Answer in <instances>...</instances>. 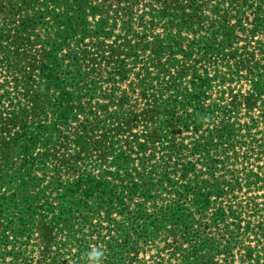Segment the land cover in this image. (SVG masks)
Listing matches in <instances>:
<instances>
[{
    "label": "trees",
    "instance_id": "trees-1",
    "mask_svg": "<svg viewBox=\"0 0 264 264\" xmlns=\"http://www.w3.org/2000/svg\"><path fill=\"white\" fill-rule=\"evenodd\" d=\"M155 1L162 4L160 9L147 3L144 7L150 9L136 15L141 0H0V43L43 44L37 75L40 88L50 94L49 98L34 95L38 102L33 114L24 107L12 113L20 118L19 129L14 149L5 143L8 160L0 163V185L14 176L7 173L17 157L19 189L29 192L20 198L17 193L0 196V264H167L170 259L164 253L174 255L179 249L197 258L203 252L196 264H233L235 249L245 241L248 245L238 257L239 264H264V199L257 202L249 194L264 190V111L258 116L248 113V120L242 121V110L227 112L217 102L207 103L213 82L242 77V70L254 80L251 95L263 98L264 58H247L248 45L238 47L227 62L215 61L212 70H195L194 93L173 82L168 98L153 97L149 111L161 119L145 134L134 133L129 150L110 146L100 162L69 182L46 173L52 151L65 136L62 127L71 125L74 113L84 110L98 88L95 81H83L81 73L63 69L62 60L73 52H60L71 47L79 34L77 41L90 38L93 44L104 45L101 39L114 36L116 29L125 32L118 35L124 43L106 44L119 55L117 66L108 72L109 80L121 82L132 70L121 56H138L136 48L141 43H134L137 39L151 43L148 32L154 30L158 16L168 22V37L153 48L155 55L168 49L169 53L184 51L183 33L196 19L203 20V26L213 23L211 36L194 37L188 44L205 57L218 50L217 34L235 42L239 30L255 36L264 25L262 0ZM246 8H253L252 19L245 15ZM235 10L241 14L231 17ZM89 15L99 16L93 28L88 27ZM136 17L142 37L133 25ZM231 18H236L232 25ZM43 28L47 32L42 33ZM237 56L242 59L234 60ZM143 69L145 77L153 79L149 69ZM141 86L140 94L149 96L150 88ZM129 92L124 90L120 97L111 93L107 98L128 104ZM4 97L14 101L9 91L0 95ZM100 124L91 123L89 133H98ZM39 170L44 179L50 178L35 193L44 181L36 175ZM37 217H50L49 227L60 231L61 237L44 250L31 243ZM93 250L99 255L92 256ZM149 250L155 254L147 259L142 253Z\"/></svg>",
    "mask_w": 264,
    "mask_h": 264
},
{
    "label": "rangeland",
    "instance_id": "rangeland-1",
    "mask_svg": "<svg viewBox=\"0 0 264 264\" xmlns=\"http://www.w3.org/2000/svg\"><path fill=\"white\" fill-rule=\"evenodd\" d=\"M214 2L209 0V3ZM147 3H152L154 7L159 9L162 6L155 0H141V3L135 8L136 15L141 14L143 9H150V7H144V4ZM259 3L264 10V0ZM61 11H64V9L62 8ZM252 11L253 8H246L245 10V15L249 16L250 19L254 15ZM207 13H210V11L207 10ZM236 14L240 15L241 13L238 14L236 10L230 13L231 17ZM220 15H223V11L220 12ZM137 18L134 19L133 25L135 29L141 31L142 37L143 30L142 27L138 26L139 19ZM88 19L91 22L88 27L93 28V22L98 20L99 16L89 15ZM155 22L157 24L154 30L148 32L151 33L149 37L151 43L141 42L142 39H137L134 43H141L136 48L138 56H121V58H126L129 67L132 69L129 76L121 82L109 80V77L112 76L109 71L113 69L112 67L117 66L119 55H115L106 44L120 45L124 43L123 38H118L120 33L125 35L124 31L116 29L114 36L105 40L101 39L105 43L104 45L93 44L90 38L77 41L78 37H81V34H79L77 38L72 40L71 47L65 46L61 50L60 53L63 55L73 52L70 57L66 56L62 60L63 69L71 74L75 73L74 71L81 73V77L84 78L83 81L89 79L95 81L98 88L94 90V99L89 100V104L85 103L84 110L79 111L77 114L74 113L77 116L76 119H72L71 125L62 127L65 136L59 139L57 147L52 151L47 162L48 170H46V173L51 176L56 175L61 181L69 182L78 178L82 171L91 167V164L100 162L102 153L110 150V146L120 147V150H129L132 146L134 133L145 134L150 127L155 126L161 119L160 117H153L151 111H149L150 104L152 105L155 99L153 97L168 98L171 92L169 87L173 82L177 83L178 88L181 90L188 89L191 93H194L197 88L193 87L191 82L195 70L199 69L200 72H204L205 70H212L215 61L227 62L238 47L248 45L246 48L247 58H253L255 61H261L264 58V25L258 28L255 36L250 35L247 31L239 30L237 32L239 38L235 42L227 41L223 34H217V39L214 42L218 50L205 57L197 50L191 51L188 44L194 37L211 36L212 26L210 24H213L212 22L203 26V20L196 19L191 24V28L183 33L186 36L183 44L185 50L169 53L170 49H168L163 55H155L152 50L154 47L161 45V39L168 37L165 27L168 22L165 19L160 21V16L157 17ZM235 22L236 18H231L229 24L232 25ZM217 23L222 24L224 22L217 21ZM219 24L215 27L216 30L219 29ZM221 30L222 28L219 32ZM41 32L47 31L43 28ZM32 39H36V36L33 35ZM42 45L39 42L34 43L26 40L0 43V95L4 96L9 91L14 98V101L5 97L0 98L2 99L0 100V163H5L8 160L6 154L3 153L6 144L9 145L11 150L14 149L13 138L19 129L18 121L20 118H14L13 111L18 107H24L28 110V113L33 114L37 111L38 102L33 100L34 95L40 93V97L43 94L44 97H50V94L46 95L45 91L40 88V77L37 75L39 73L38 60L41 59L42 49H45ZM166 52L168 53L166 54ZM238 59L242 58L237 56L234 60ZM143 68L149 69L153 79L145 77ZM240 73L244 76L234 77L233 80H230L228 75L227 82L221 83L217 80L213 82V87L209 91L211 98L207 100V103L217 102L227 112L242 110L240 117L242 121H247L249 117L246 115H249L248 113L258 116L264 111V107H262L264 96L262 99H257V96L253 97L251 95L254 92L253 78L245 70ZM140 85L150 88L148 89L149 96L144 97L140 94L143 91V88L138 87ZM133 87H136L135 92H133L134 90L131 91ZM124 90L130 91L129 94L132 95L128 104L113 103L107 98V95L111 93H115L120 97ZM222 91H225V93ZM248 96H250V99L245 98ZM183 100L185 99L183 98ZM90 105H92V108ZM253 106H255L254 109H251L250 107ZM96 121L102 123L100 124L101 130L98 133L90 134L88 127ZM82 122H84V125H88L87 128H82ZM261 128L264 129V126H261ZM112 142L116 143L111 145ZM39 159H42V157L39 156ZM13 162L14 165L7 174L9 177L14 176L11 179H6L5 183L0 185V196L17 193L18 198H20L28 193L29 189H27L28 191L19 189L21 180L18 179L17 167L20 162L17 157H14ZM36 175L44 179L42 170L36 172ZM49 178L38 183L35 193L48 184ZM263 192L264 190H259L249 194L254 196V201L260 202L264 199ZM257 193L259 197H256ZM49 220L50 217L43 220L37 217L33 226L31 243L38 245L39 248L37 249L44 250L61 237L57 228H53L52 225L49 227ZM244 243L241 247L235 249L237 259L233 264L240 263L238 257L246 251L245 247L248 245V242L245 241ZM189 252L179 249L174 252V255H170L169 252L164 254L171 261L167 264H196L202 258L203 252L199 254L198 258L191 256ZM153 254H155L154 251L149 250L147 253H142V256L150 259Z\"/></svg>",
    "mask_w": 264,
    "mask_h": 264
},
{
    "label": "clouds",
    "instance_id": "clouds-1",
    "mask_svg": "<svg viewBox=\"0 0 264 264\" xmlns=\"http://www.w3.org/2000/svg\"><path fill=\"white\" fill-rule=\"evenodd\" d=\"M91 255H92V256H98V255H99V253H98V252H96L95 250H93V252L91 253Z\"/></svg>",
    "mask_w": 264,
    "mask_h": 264
}]
</instances>
